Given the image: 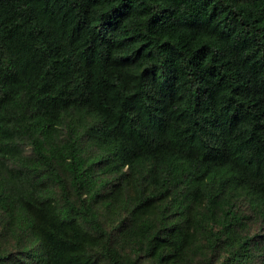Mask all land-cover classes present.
<instances>
[{
    "label": "trees",
    "instance_id": "obj_1",
    "mask_svg": "<svg viewBox=\"0 0 264 264\" xmlns=\"http://www.w3.org/2000/svg\"><path fill=\"white\" fill-rule=\"evenodd\" d=\"M148 263L264 264V0H0V264Z\"/></svg>",
    "mask_w": 264,
    "mask_h": 264
},
{
    "label": "rangeland",
    "instance_id": "obj_2",
    "mask_svg": "<svg viewBox=\"0 0 264 264\" xmlns=\"http://www.w3.org/2000/svg\"><path fill=\"white\" fill-rule=\"evenodd\" d=\"M246 213L248 214L249 211H246ZM251 228H252V230L254 231V229L256 228V225H255V224H252V225H251ZM148 264H149V263H148Z\"/></svg>",
    "mask_w": 264,
    "mask_h": 264
}]
</instances>
